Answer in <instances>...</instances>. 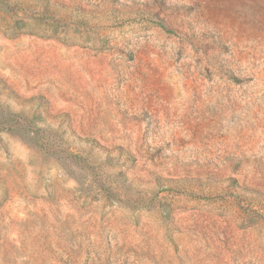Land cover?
I'll return each instance as SVG.
<instances>
[{"label": "rangeland", "instance_id": "374dc122", "mask_svg": "<svg viewBox=\"0 0 264 264\" xmlns=\"http://www.w3.org/2000/svg\"><path fill=\"white\" fill-rule=\"evenodd\" d=\"M0 264H264V0H0Z\"/></svg>", "mask_w": 264, "mask_h": 264}]
</instances>
